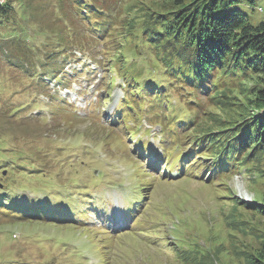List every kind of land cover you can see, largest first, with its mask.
<instances>
[{
    "label": "rangeland",
    "instance_id": "1",
    "mask_svg": "<svg viewBox=\"0 0 264 264\" xmlns=\"http://www.w3.org/2000/svg\"><path fill=\"white\" fill-rule=\"evenodd\" d=\"M3 1L5 0H0V3ZM35 2H39L37 9L41 11L38 14L34 15L32 9L26 10V7L20 6L17 17L19 25L12 24L10 29L0 26V201L6 199L3 196V185L7 192H12L14 187L26 190L35 186V192H26L30 199L40 198L54 207L63 204L66 198L54 194V187L59 185L58 188L65 194H70L72 187H86L88 167L91 172L100 169V180L103 182L111 178L112 181L108 183L119 181L128 189L129 196L132 195V188L142 189L146 186L144 191L148 196V205L143 214L135 218L131 227L115 239L103 228L102 222L105 223L114 216L124 217L126 207L134 200H126L128 197L124 198L119 194L107 196L103 190L99 197L106 200V205L92 218V226L89 225L88 215L79 219L86 226L79 222L67 225L64 224L67 222H55V225L24 223L31 221L30 217L22 219V225L17 227L0 222V264H246L248 254L257 249L264 233V215L260 211L257 213L254 207L247 206L252 202L259 205L264 202L263 162L250 161L245 166H237L236 171L234 168L229 170L227 175H215L217 165L214 167L210 163L217 158H212L205 152L203 156L206 159L202 157L192 167L193 172L186 174L183 179H162L157 176L162 174V170L146 178L144 170L147 158L139 150L134 151L137 158L130 155L129 143L124 140L126 133L118 132L119 128L103 126L96 117L86 116L87 112L92 111L89 103H92V96L96 95V88L92 86L98 82L91 83L94 74L90 78L75 74L76 71L84 72L81 63L72 66L75 68L74 75L60 91L62 96L69 93L75 115L59 106L60 103L56 105L57 116L52 115L54 104L61 99L53 90L57 82L47 83L45 91L35 88L31 79L34 72L32 66H26L25 61L20 63L19 55L23 54L26 41L31 48L26 49L32 54L31 60L36 62L37 68L56 44L55 36L47 28V22L52 15L48 14L50 8L55 7L57 1ZM242 7L252 19H264V0H257L254 11L248 3H244ZM55 14L57 16H53L54 19L64 16L59 12ZM76 39L82 42L86 38L78 36ZM114 48L115 46H111L112 50L107 54V61L110 58V62L104 60L108 68L119 57V50L117 52ZM76 55H71L66 61H72ZM62 59H59L57 65H61ZM64 66L68 67L66 64ZM64 66L63 70L66 71ZM72 68L69 67L70 73ZM35 72L37 74L39 69ZM141 72L139 70L138 73ZM156 72L157 70L152 69L148 74ZM103 74L108 77L104 81L107 84L110 76L108 72L103 71ZM111 75L115 77L110 78L115 81L114 84L122 80L115 72ZM251 80L246 79L240 85L238 82L236 87L226 91L227 96L221 95L212 106L208 107L207 101H204L205 106L196 122L198 130L207 131L208 127L219 125L220 121L227 119L237 120L240 112L250 108L251 104L244 98L249 97L244 93L247 87H251ZM36 83H40L38 78ZM176 86L173 84L168 89L172 103L169 111L177 112V117H181V110L178 106L176 108L177 103L181 102L183 110L189 108L188 102L194 100V94H187L186 98ZM97 89L98 97H105V90L110 89V85ZM51 90L53 93L49 97L46 93ZM184 90L187 93L186 90L191 89ZM120 96L122 94L116 88L114 98L118 99ZM115 103L116 100L110 101L106 113H103L104 125L110 123L109 116ZM76 112L79 114L76 115ZM191 113V121H194L199 114ZM90 118L94 121L89 120ZM143 125L142 136L139 135L138 139H144L143 143L152 145L153 151L161 159L165 150L152 132L145 131V121ZM197 131L191 133L196 134ZM212 139H219L216 142L222 140L219 135H214ZM250 147L248 144L246 153ZM171 149L173 148H170V152ZM241 157H245V154ZM196 159L197 157L191 158L192 163ZM81 161H86V170L81 168ZM77 166L79 171L76 170ZM128 167L131 171H128ZM131 173L132 176L127 178ZM194 173L198 176L195 177ZM207 176L210 178L206 180ZM97 189L100 190L101 187ZM104 189L107 192L111 187L106 185ZM84 192L88 201L98 196L97 192L89 188H85ZM14 197L18 200L24 197L27 200V196ZM109 197L116 198V201L107 200ZM98 201L96 204L105 203L102 199ZM10 215L5 214V217ZM173 217H179L182 226H178L179 237L171 235L174 240H170L171 243L167 224ZM185 218L188 222L183 224ZM35 219L40 221L39 216H35ZM42 236H50V241L37 239Z\"/></svg>",
    "mask_w": 264,
    "mask_h": 264
},
{
    "label": "trees",
    "instance_id": "2",
    "mask_svg": "<svg viewBox=\"0 0 264 264\" xmlns=\"http://www.w3.org/2000/svg\"><path fill=\"white\" fill-rule=\"evenodd\" d=\"M57 1L58 7L51 8L48 13L52 15L47 28L55 36L56 44L43 59L44 76L65 82L62 67L50 60L58 59V55H61L65 61L72 49L94 53L97 47L103 46L107 56L112 50L111 46H115L114 49L119 50V57L111 67L117 68V71L133 54L150 56L158 70H163L160 80H154L158 84L151 81L147 86L161 96L163 108L169 105L167 96L162 95L168 85L161 79L170 80L169 86L177 83L179 89L196 82L197 89L208 99V107L221 95L227 96L226 93L238 82L240 85L242 81L252 79L251 87H247L244 93L249 97H244L251 104L249 110L240 112L237 120L220 121L219 125L208 127L207 131L194 126L193 131L198 130L196 134L205 139L202 145H206L214 135L222 138L215 142L210 153L216 154L224 148V152L234 156L232 161H237V165L245 166L256 160L264 164V19H252L242 7L248 3L254 11L257 0H90V4L80 6L77 11L73 10L71 0ZM38 5L39 2L35 0H5L0 4V26L10 29L12 24L19 25L17 17L20 6L26 7V10L32 9V14L36 15L41 11L37 9ZM54 11H60L64 16L54 19L53 16H57ZM65 21L71 28L66 26ZM75 33L76 37L86 39L80 42ZM26 54L27 62H31L32 54ZM104 60L110 62V58ZM137 76L136 80H139L142 74ZM42 87H45L43 81ZM131 93L136 98L137 87L134 86ZM227 123L229 126H225ZM108 127L114 128L113 125ZM248 144L251 147L246 153ZM244 154L245 157H241ZM2 190L6 192L5 185ZM10 201H14V198ZM247 206L254 207L257 213L260 211L264 215V202L261 205L252 202ZM11 207L21 210V207L30 206L12 203ZM38 209L37 206L33 214ZM24 210L25 213L30 212L29 209ZM53 214H44L45 225L55 221ZM20 218L12 217L9 222L2 223H8L11 227L21 226ZM30 222L37 223L36 219L24 223ZM246 264H264V233L257 249L248 254Z\"/></svg>",
    "mask_w": 264,
    "mask_h": 264
}]
</instances>
